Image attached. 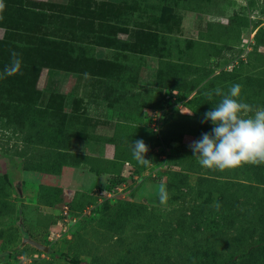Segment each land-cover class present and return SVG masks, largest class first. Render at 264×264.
<instances>
[{
	"label": "rangeland",
	"instance_id": "rangeland-1",
	"mask_svg": "<svg viewBox=\"0 0 264 264\" xmlns=\"http://www.w3.org/2000/svg\"><path fill=\"white\" fill-rule=\"evenodd\" d=\"M2 3L0 264H264V164L190 147L216 88L264 108V0Z\"/></svg>",
	"mask_w": 264,
	"mask_h": 264
},
{
	"label": "clouds",
	"instance_id": "clouds-1",
	"mask_svg": "<svg viewBox=\"0 0 264 264\" xmlns=\"http://www.w3.org/2000/svg\"><path fill=\"white\" fill-rule=\"evenodd\" d=\"M4 4L0 0V9ZM11 62L0 73V79L11 77L21 71L22 61L19 53L10 52ZM87 75V74H85ZM242 85L234 84L225 93L216 88L215 95L220 101L212 110L204 114L205 123L211 121L210 133H203L202 138L193 142L190 147L198 163L213 170L235 169L244 164H264V108L243 102L240 99ZM212 100L213 93L205 94ZM252 115H249V114ZM148 147L143 140H137L132 150L133 159L141 166H147L150 160L145 158ZM157 195L161 204H166L169 194L165 184L157 186Z\"/></svg>",
	"mask_w": 264,
	"mask_h": 264
},
{
	"label": "crops",
	"instance_id": "crops-1",
	"mask_svg": "<svg viewBox=\"0 0 264 264\" xmlns=\"http://www.w3.org/2000/svg\"><path fill=\"white\" fill-rule=\"evenodd\" d=\"M31 1L40 2V3H44V2H46V3H51V2L55 3L56 2L57 3L60 0H31ZM91 146L93 147L92 149H94L93 152L95 154V157L96 156L102 157L101 156L102 152H105L107 156H109V155L111 156V150H110V148H107V147H111L109 144H107V143H104V144L103 143L102 144L101 143H91Z\"/></svg>",
	"mask_w": 264,
	"mask_h": 264
},
{
	"label": "trees",
	"instance_id": "trees-1",
	"mask_svg": "<svg viewBox=\"0 0 264 264\" xmlns=\"http://www.w3.org/2000/svg\"><path fill=\"white\" fill-rule=\"evenodd\" d=\"M11 1H12V0H11ZM25 2L28 3V4H41V3L29 2V1H26V0H25ZM3 26L5 27L4 24H0V27H3ZM6 28H7V27H6ZM90 171H91V170H90ZM260 243H262V244L264 245V241H263V242H260ZM207 254H208V263L203 262V263H201V264H229V263L233 260L232 256H230V257H228V258H226V259H224V260L216 261V260L214 259V256H213L212 252L207 251ZM66 259H67V258H66Z\"/></svg>",
	"mask_w": 264,
	"mask_h": 264
},
{
	"label": "water",
	"instance_id": "water-1",
	"mask_svg": "<svg viewBox=\"0 0 264 264\" xmlns=\"http://www.w3.org/2000/svg\"><path fill=\"white\" fill-rule=\"evenodd\" d=\"M21 243H27L30 246L34 247L36 250L47 252V248L45 246H42V245H40L39 243H37V242H35L33 240H30V239H27V238H22Z\"/></svg>",
	"mask_w": 264,
	"mask_h": 264
}]
</instances>
